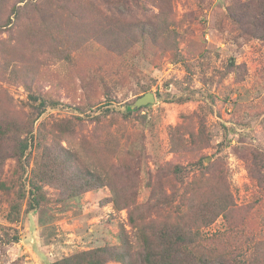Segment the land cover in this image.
I'll return each instance as SVG.
<instances>
[{
    "label": "rangeland",
    "instance_id": "1",
    "mask_svg": "<svg viewBox=\"0 0 264 264\" xmlns=\"http://www.w3.org/2000/svg\"><path fill=\"white\" fill-rule=\"evenodd\" d=\"M256 3L264 8V0H7L0 122L20 128L33 119L26 180L42 154L65 155L63 147L73 173L92 171L117 188L67 198L44 183L45 199L28 211L27 195L0 188V264H57L116 247L122 229L131 240L128 208L114 197L129 177L144 220L183 196L222 200L210 204L220 213L201 227L203 238L223 254L248 245L256 252L249 264H264V18H253L263 10ZM134 21L152 23V34L141 36ZM144 92L154 101L126 112ZM29 94L46 102L36 119ZM15 142L0 140L3 179L18 161ZM175 165L187 173L174 174Z\"/></svg>",
    "mask_w": 264,
    "mask_h": 264
},
{
    "label": "trees",
    "instance_id": "2",
    "mask_svg": "<svg viewBox=\"0 0 264 264\" xmlns=\"http://www.w3.org/2000/svg\"><path fill=\"white\" fill-rule=\"evenodd\" d=\"M6 2L7 0H0V12ZM33 3L34 8L41 10L35 1ZM58 6L63 5L58 4ZM255 6L262 7L259 3H256ZM253 18H264V8ZM248 22L249 20L245 23ZM5 23H10L9 14L4 20L0 19L1 25H5ZM128 25L133 26V29L138 28L141 36L152 34L148 26L153 24L148 21L143 23L134 21L129 22ZM29 99L34 102L31 105L36 108L34 118L36 119L46 106V102L43 98L32 94H29ZM35 101L38 102L35 103ZM106 105L105 109L109 111V104ZM137 109L125 107L126 112ZM31 121L23 124L20 128H17V123L12 119L0 122V140L9 136L12 140H16L13 157L16 156L18 159L9 179H3L0 176V188L6 194L14 193L17 198H23L27 195L26 211L38 208L45 199L44 183L57 186L61 189L60 193H65L67 198L104 185H108L111 191L117 188L116 186L112 187L111 183L105 182L103 176L92 171L73 173L70 168H67L70 166V160L73 156L63 147L65 155L42 154L26 180L28 160L24 161L21 158L24 157L33 140H35ZM182 169L181 166L175 165L172 172L178 176L185 175L187 172H183ZM136 187V178L129 177L125 180L122 195L114 193V197L119 196L122 205L128 208L129 223L134 230L131 240L127 236V232L122 229L120 242L116 247L101 246L94 250L77 252L62 258L57 264H102L103 254L121 261L122 264H249L250 258L256 254L253 248L248 251V245L243 247L242 252H236L233 255L229 252L223 254L218 252L207 239L203 238L201 227L210 224L220 213H212L210 204L219 203L222 200L217 198L213 201H195L192 196H183L186 201L181 200L179 206L171 207L170 211L173 209L169 212L170 215L165 213L159 215L156 220H144L136 214V209L140 204L135 205L134 201L131 203V199L136 195ZM165 200L168 202L166 204H171L167 197ZM146 207L149 209L148 206ZM13 238L17 239L16 236ZM8 239L9 237H7ZM255 262L256 259H253L250 264Z\"/></svg>",
    "mask_w": 264,
    "mask_h": 264
},
{
    "label": "water",
    "instance_id": "3",
    "mask_svg": "<svg viewBox=\"0 0 264 264\" xmlns=\"http://www.w3.org/2000/svg\"><path fill=\"white\" fill-rule=\"evenodd\" d=\"M154 101V95L151 92H145L141 96L137 97L132 104H130L131 109H137L141 106H145Z\"/></svg>",
    "mask_w": 264,
    "mask_h": 264
}]
</instances>
